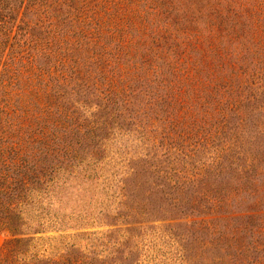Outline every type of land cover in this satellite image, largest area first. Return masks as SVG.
I'll return each instance as SVG.
<instances>
[{
    "label": "rangeland",
    "instance_id": "obj_1",
    "mask_svg": "<svg viewBox=\"0 0 264 264\" xmlns=\"http://www.w3.org/2000/svg\"><path fill=\"white\" fill-rule=\"evenodd\" d=\"M83 7L87 23L57 25L73 33L68 44L95 30L73 57L81 83L66 72L50 95L42 165L52 170L42 168L13 236L25 264H264V0ZM204 26L216 32L186 83L171 67L194 41L186 32L207 35ZM46 30L35 31L43 44L59 40ZM62 105L68 123L52 117ZM10 237L0 232V252Z\"/></svg>",
    "mask_w": 264,
    "mask_h": 264
},
{
    "label": "trees",
    "instance_id": "obj_2",
    "mask_svg": "<svg viewBox=\"0 0 264 264\" xmlns=\"http://www.w3.org/2000/svg\"><path fill=\"white\" fill-rule=\"evenodd\" d=\"M83 6H87V0H0V232L5 231L11 236L0 252V264H25L20 256L24 240L13 236L23 202L28 197L31 200L34 191L40 192V186L46 182L47 173L42 168L52 170V167L42 165L47 155L52 154L51 139L48 141L49 134L42 128V123L51 116L50 95L56 94L55 86L67 84L64 78L66 72L71 82L77 80L72 74L73 57H77L95 30L91 28L78 32L79 39L68 44L66 39L74 38L73 33L62 32L57 25L66 27L74 21L78 25L87 23L85 12L89 7ZM210 16L211 22L214 19ZM44 27L48 29L47 33L54 29L59 40L49 39L43 44L35 31ZM206 27L207 35L198 30L193 34L186 32L185 35L193 36L194 41L184 45L179 63L171 67L186 83L193 79V53L201 50L204 36L209 38L216 32ZM64 28L61 29L64 31ZM95 36L96 42L97 31ZM126 46L131 47L130 44ZM158 61L159 58L155 62ZM184 64L187 69L182 70ZM141 67L131 65V75L136 78L134 83L143 80ZM152 69L155 71V68ZM180 83L178 94H184L186 88L182 81ZM115 87L112 91L117 92ZM104 98L110 99L105 95ZM65 110L63 105L52 106V117L64 116V123H68L73 116ZM52 264L63 263L52 260Z\"/></svg>",
    "mask_w": 264,
    "mask_h": 264
}]
</instances>
